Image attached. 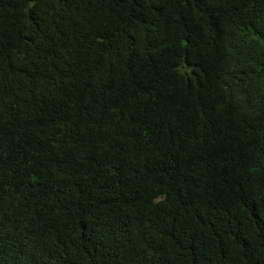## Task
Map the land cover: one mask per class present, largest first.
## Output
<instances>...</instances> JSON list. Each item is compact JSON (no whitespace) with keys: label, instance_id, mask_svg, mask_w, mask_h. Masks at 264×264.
Here are the masks:
<instances>
[{"label":"trees","instance_id":"trees-1","mask_svg":"<svg viewBox=\"0 0 264 264\" xmlns=\"http://www.w3.org/2000/svg\"><path fill=\"white\" fill-rule=\"evenodd\" d=\"M0 264H264V0H0Z\"/></svg>","mask_w":264,"mask_h":264}]
</instances>
